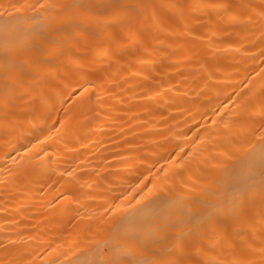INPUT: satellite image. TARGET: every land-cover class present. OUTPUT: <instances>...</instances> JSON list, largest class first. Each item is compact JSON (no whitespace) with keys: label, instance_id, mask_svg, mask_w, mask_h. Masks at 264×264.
I'll return each mask as SVG.
<instances>
[{"label":"bare ground","instance_id":"1","mask_svg":"<svg viewBox=\"0 0 264 264\" xmlns=\"http://www.w3.org/2000/svg\"><path fill=\"white\" fill-rule=\"evenodd\" d=\"M48 2L89 7L38 10L46 36L27 19L35 13L0 16V29L7 22L44 49L7 87L0 79V264L96 259L118 224L149 235L163 220L176 235L197 201L215 203L242 179L254 185L256 230L237 234L229 222L227 242L189 258L260 264L264 0H118L132 8L125 16L106 7L117 0ZM82 78L95 84L87 106L74 95Z\"/></svg>","mask_w":264,"mask_h":264},{"label":"snow or ice","instance_id":"2","mask_svg":"<svg viewBox=\"0 0 264 264\" xmlns=\"http://www.w3.org/2000/svg\"><path fill=\"white\" fill-rule=\"evenodd\" d=\"M57 7L64 12H71L78 7L88 8L87 5H78L76 3L56 5L49 3L48 0H36V3L30 0H23L19 4H11L7 8L0 5V16L11 17L13 13L23 16L28 13L36 15H27V19L34 21L37 18L41 21L37 28L33 31H39L40 35H47V29L50 26L45 21L40 9L48 11L54 10ZM114 14L125 16L132 10L128 5L114 2L106 5ZM135 8L148 7L147 5H135ZM10 9V11H9ZM74 23L67 21L65 26ZM44 49L42 46L31 38V35H21L20 32L9 25L7 22L0 29V79L8 86L10 80L16 79V73L22 68L29 67L30 64H35L32 59V49ZM260 58L264 60V50L260 52ZM264 72V67L261 68ZM95 87L93 81L82 78V82L78 83L79 91L74 94L81 100L82 105L87 106L89 103L88 94ZM264 96V93H262ZM259 167L261 175L264 177V123L260 125L259 131ZM35 147V145H33ZM25 152L30 151L27 145L24 146ZM48 156V152L42 149L36 154L37 159H43ZM256 158L253 157L250 167H255ZM71 175V173H68ZM167 177L168 173H164ZM157 188L153 184L151 188H147V192L140 197V200H145L147 196L153 194V190ZM164 183L161 184L160 190L163 191ZM254 185L246 180H240L236 185L230 187L224 193L220 194V198L215 203L207 201H197L203 205L202 210L192 213L189 209L187 220L184 222L185 230L171 235L168 233V228H175V225L165 224L161 220L158 227L149 235H145L144 229L140 225L122 226L118 224L113 228L103 240L96 242L94 251L97 253L96 259L82 260L80 258L68 259L67 253L64 255L65 261L63 264H195L189 257L194 248L206 241L224 240L227 242L228 234L224 231V225L231 223L236 226L237 234L251 231L254 232L255 226L250 223L249 203L252 198ZM157 195L155 199H159ZM261 204V223L259 231L261 237L264 238V180L261 181L260 197ZM154 201H149L152 203ZM140 203V201H137ZM147 205H145L146 207ZM119 206H112L113 212L118 210ZM160 233H163L161 235ZM187 237H192L191 242ZM171 241V242H170ZM51 248V246H50ZM51 251H56L52 248ZM261 253L264 255V239H262ZM47 264H58L56 259L48 260ZM234 264H245L243 261L234 262ZM260 264H264V259H261Z\"/></svg>","mask_w":264,"mask_h":264}]
</instances>
